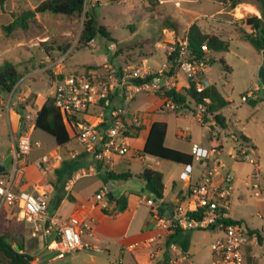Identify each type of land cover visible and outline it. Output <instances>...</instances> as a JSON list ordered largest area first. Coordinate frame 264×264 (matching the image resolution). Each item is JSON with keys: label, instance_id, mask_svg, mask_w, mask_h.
<instances>
[{"label": "rangeland", "instance_id": "rangeland-1", "mask_svg": "<svg viewBox=\"0 0 264 264\" xmlns=\"http://www.w3.org/2000/svg\"><path fill=\"white\" fill-rule=\"evenodd\" d=\"M255 1L259 10L264 8V0ZM35 6L36 4H26L21 7L7 3L6 14L0 17V66L10 62L22 74L14 87L16 93L12 101L15 103L20 95L23 98V102H18L20 106L27 104L34 110L50 96L56 80L53 64L67 50L62 70L65 74L82 71L88 66H99L105 59L118 67L126 57L133 62L144 57L150 68L157 71L167 62L170 51L186 37L188 28L193 23H197L205 33L229 41L227 52L214 55L216 62L207 70L205 78L210 85L217 86L230 102L222 110L228 129L233 133L249 136L254 144H251V158L261 169V193L254 197L245 185L252 170L251 165L235 163L225 155L222 157L236 176L232 217L242 220L243 226L248 230H264V102L261 101L264 87L259 77L263 55L250 43L242 40L240 34L241 30L252 33L244 24L245 19L253 14L250 8L238 5L237 9H231L227 0H88L85 10L98 25L106 27L110 39L98 35L93 46L79 45L85 12L79 17L41 14L28 31L18 29L11 34L4 32L3 27L11 21L8 15L12 9ZM168 17L179 24L178 33L162 27L164 19ZM256 86L260 87L259 91H254ZM250 91H254L255 98L243 101L242 98ZM11 92L0 88V162L8 170L12 167L14 157L12 127L7 110ZM251 100H256V103L251 104ZM157 102L152 96L141 95L130 108L144 111ZM192 110L193 102L190 109L155 114V117L162 115L169 121L167 144L189 148V142H197L208 146L209 130L192 118ZM176 132L185 133L188 137L180 140L176 137ZM31 139L41 143V149H33L30 156L32 161L56 147L54 138L37 128L32 132ZM67 147L82 149V145L76 140L71 141ZM99 184L101 185L98 176H85L79 180L77 187L91 195ZM116 193L119 194L120 190ZM52 195L54 197L55 192ZM52 208L54 203L51 204ZM207 232L214 233L215 230ZM0 237H4L13 249L22 248L24 254L33 258L32 264H76L74 257L77 253L63 259H54L57 253L48 248L52 239L47 240L42 229H35L34 223L19 221L12 211L4 208L0 209ZM82 256L85 257V254Z\"/></svg>", "mask_w": 264, "mask_h": 264}, {"label": "built area", "instance_id": "built-area-1", "mask_svg": "<svg viewBox=\"0 0 264 264\" xmlns=\"http://www.w3.org/2000/svg\"><path fill=\"white\" fill-rule=\"evenodd\" d=\"M94 40L89 42L94 45ZM202 49L208 52L206 45ZM68 52V51H67ZM53 64L56 76L51 97L55 107L63 117V122L70 132L71 138L82 145V151L71 150L66 156L57 152L43 154L34 161L30 156L34 148L40 149L38 141H32L31 135L12 133L14 157L10 170L0 173V209L13 212L19 221L34 223L35 229H42L47 240L48 248L57 253L54 259H63L67 255L83 249H89L90 244L83 241L84 234L94 235L90 222L81 221L77 217L48 218L50 202L49 193L53 189L48 180L64 158L76 159L80 153H88L86 161L90 165L73 173L66 186L80 178L99 173L115 172L113 160L117 156L128 155L132 152L130 141L143 126L141 114L130 108V104L140 95H156L162 99L161 110L174 112L179 105L175 102L172 91L184 92L194 82L197 92H203L210 84L205 78L211 63L206 59H198L189 49L186 37L180 40L170 51L167 63L157 73H152L146 63L121 64L114 66L109 60L104 63L105 72L98 73L93 69H83L72 74L63 73L66 53ZM176 52L174 61L169 56ZM59 69V71H56ZM254 91H259L258 87ZM250 91L242 98H255ZM16 93L14 88L7 103V110H16L19 103H13ZM117 98L124 101L123 105L116 104ZM19 102V101H18ZM209 99L196 103L192 111L194 118L202 125L211 124L207 120L209 114L207 105ZM26 120H33L27 114ZM214 120V118H213ZM212 120V121H213ZM211 136L218 141L223 127L216 123L210 125ZM230 148L226 156L236 163H248L252 170L247 187L254 197L261 193L260 165L251 158V144L242 134L230 133ZM225 153L219 143L207 148L193 144L190 155L192 163L184 165L180 178L189 182L185 195L175 205L171 216L161 212L160 200L149 197L145 203L150 209L155 235L142 243L141 247L150 248L153 244L173 235L176 231L215 230L222 231V236L211 243V264H245L244 247L251 241L259 242L243 224L229 222L232 198L235 192L236 176L229 170L222 157ZM197 163L202 175L190 184L191 175ZM34 166L39 172V180L33 186V191L22 188L26 169ZM104 187L95 196L96 204L101 210H109L108 193ZM264 245V230L262 231ZM171 251H178L172 243ZM170 264H194L191 256L184 250H179L171 259Z\"/></svg>", "mask_w": 264, "mask_h": 264}, {"label": "crops", "instance_id": "crops-1", "mask_svg": "<svg viewBox=\"0 0 264 264\" xmlns=\"http://www.w3.org/2000/svg\"><path fill=\"white\" fill-rule=\"evenodd\" d=\"M43 1L45 0H7L5 3V10L3 11L0 7V17L5 16L6 14L4 12H6L7 3L19 5L22 7L26 4L37 5L42 3ZM239 5L245 6V8H250V11L253 13L252 15L261 17L257 2L255 0H243V2ZM15 10L20 9L14 8L9 12L8 17L11 19L10 23L13 21L11 12ZM106 60L108 59H105V61L99 66H90L92 67L91 69L95 70L98 73H104L106 71L104 68V63L106 62ZM131 63H146L152 73H157L167 62L163 63L161 68H159L157 71H153L150 68L148 60L144 57L141 58V60L138 62L127 60L126 57L124 58V61L120 63V65ZM256 87H258L260 90L259 86ZM51 94L49 97H51ZM145 96H152L158 102L155 105L148 107L144 111H141L138 108H132L134 111H137L141 114L143 118V126L130 141L132 152L128 155L117 156L113 160L115 173H129L132 175V178L126 181H111L106 183L103 179L102 173L93 175L100 178L101 185L99 184V187L95 190L94 194L90 195L87 194L83 188L77 187L79 180L84 178V176L74 183H71L67 186L65 185L64 198L58 202H56L55 200L57 194L52 185L53 189L49 193L50 202L47 217L49 219H65L69 217H77L81 221L90 222L94 230L93 236H88L86 234L82 236L83 241L90 244L91 247L89 249H83L76 252L77 254L74 257V261L76 264H170L171 259L175 256V254L179 252V250L186 251L191 256L194 264H211V243L217 238L221 237L223 234L222 231L218 229H215L214 233L207 232V230L179 231V235L176 241H170V236H168L167 238L159 241L158 245L153 244L150 248L140 246L142 243L148 241L155 235L153 219L150 216V209L145 203V201L152 196L145 191V182L139 178L144 169L150 168L163 174L165 189L163 199L160 200V203L164 210H167L172 203H175L176 205L178 201L185 195L186 189L189 185V182L183 181L180 178V175L184 169V165L146 155L143 153V149L149 135L150 127L155 121H162L167 123L165 145L187 154H190L193 144H200L204 147L211 148L221 143L225 151L223 156H226V152L231 145L229 134L233 132L229 131L226 121V127H223L224 131L220 134L218 141H216L211 136L210 128L212 127L210 125L214 123V120L213 116L210 115L209 118L207 117V120L210 121L211 124L204 125L208 128L210 134L208 146L197 142H189V148H181L177 146V144H167L169 121L167 120V118H165V116L162 115L155 117V114H162L164 112L163 110H161V107L159 108L160 103L162 104V99L156 95ZM137 98L130 104L131 107L132 104L137 100ZM19 100L20 102H23V98L20 95L17 96V101L15 102V104L18 103ZM45 100L36 110H34L35 108L28 106L27 104H24V106L26 107L24 110H20V104L16 106L18 107V109L8 110V115L12 127L11 134H20L21 132V128L19 126L21 117L19 113H21L24 120L25 132L31 135L32 132L36 129L35 123L37 111L44 104ZM115 103L123 105L124 101L121 98H117ZM191 103H189V105H191ZM193 104L195 108L196 103L193 102ZM183 109H190V107L187 108L185 106V108ZM180 110H176L174 112H179ZM27 114H31L33 120H26L25 117ZM185 117H188V115H185ZM192 118L196 120L193 115ZM243 135L250 139L248 135ZM176 137L182 140L183 138H186L188 136L185 133L176 132ZM73 140L75 139L72 138L71 141ZM69 143L64 146H58L56 144V147L51 149L48 153L57 152L62 156H66L68 151L71 150L82 151V149L79 150L76 148H68L67 146L69 145ZM251 144L254 145L252 143V140ZM12 152L14 156V144ZM90 164V159H88V162L84 167H87ZM193 167L194 170L191 175L190 184L196 182L202 175L201 168L197 163H193ZM5 169H7L6 166ZM250 173L248 174L246 178L247 180L245 181L246 186L248 184ZM54 178V173H50L48 176V180L51 184ZM38 180L39 172L37 168L34 166H29L26 169V176L22 188L28 191H33V185L37 183ZM104 187H108L113 193L114 197L124 199L127 206L125 211L116 212V203H110L109 210L107 211H103L100 209V207L96 204L95 196ZM118 190H120L119 194L116 193V191ZM54 192L55 196L53 197L52 194H54ZM52 203H54V208L51 209ZM231 212L232 204L230 209V217L233 220H239L233 218ZM172 243H174L178 247V251L170 250L169 245ZM183 244L186 246V248L183 247ZM83 254H85V257L82 256ZM244 254L245 264H264V245L262 243L251 240L244 247Z\"/></svg>", "mask_w": 264, "mask_h": 264}, {"label": "trees", "instance_id": "trees-1", "mask_svg": "<svg viewBox=\"0 0 264 264\" xmlns=\"http://www.w3.org/2000/svg\"><path fill=\"white\" fill-rule=\"evenodd\" d=\"M7 0H0V7L4 11ZM118 2L120 0H112ZM229 7L235 9L243 0H227ZM88 0H45L35 7L25 8L23 10H15L11 12L13 21L5 25L3 30L6 34H11L15 30L21 29L28 31L31 24L36 20L38 15L51 13L54 15H63L70 17H79L84 12L86 18L83 23V29L79 38V45H89L91 40H94L98 35H102L110 39L106 27L97 24L93 17H90L85 10ZM261 17L256 15L248 16L244 24L248 26L252 33L241 30V39L250 43L255 50L260 53L264 51V8L260 9ZM162 27L164 29H172L175 33L179 31V24L171 18H166L163 21ZM189 42V49L198 59H206L211 63L216 62L214 55L217 53L227 52L229 50V41L222 40L216 35L205 33L202 28L193 23L186 35ZM45 44V42H44ZM206 45L208 52H205L202 47ZM68 51V50H67ZM176 52L169 56V61H174ZM131 60V58H127ZM222 63L224 64L223 60ZM88 66L85 69H91ZM230 70L229 68H227ZM66 74L62 73L58 78H63ZM22 74L15 70V66L10 62H5L0 66V88L10 92L16 87ZM56 79V78H55ZM168 95L174 97L175 102L179 105L177 110L190 107L189 103L204 102V99H209L210 103L207 105V112L213 116L216 123L222 127H226V118L221 111L226 108L230 102L222 95L220 90L215 85H209L203 92L199 93L195 89L194 82L184 92L172 91ZM190 100V101H189ZM189 101V102H188ZM251 104H255L256 100H251ZM24 105L20 106V110H24ZM20 114L19 126L21 128L20 134L25 133V126L22 114ZM35 127L52 136L58 146H64L71 141V135L66 125L63 122V117L59 110L55 107L52 97H47L44 104L37 111ZM23 128V129H22ZM167 133V123L162 121H155L149 131L147 141L144 145L143 153L160 159L169 160L171 162L186 165L192 163V156L190 154L181 152L177 149L170 148L165 145V137ZM243 138L251 144V140L242 134ZM88 153L82 152L76 159L64 158L61 165L55 169V178L52 185L56 192V202L64 198V189L67 181L71 178L73 173L87 164ZM103 179L106 183L111 181H126L132 178L129 173L117 174L115 172L104 173ZM145 182V191L151 195L155 200H162L164 194L163 174L159 171L146 168L139 176ZM110 203H116V212L125 211L127 206L122 198L113 196ZM231 223L243 224V221L229 219ZM252 235H256L259 242H262V231L257 229L249 230ZM179 231H176L170 236V241H176ZM182 245V244H181ZM183 247L186 246L183 244ZM0 262L4 264H32L33 258L23 253V249H13L5 240L0 237Z\"/></svg>", "mask_w": 264, "mask_h": 264}, {"label": "water", "instance_id": "water-1", "mask_svg": "<svg viewBox=\"0 0 264 264\" xmlns=\"http://www.w3.org/2000/svg\"><path fill=\"white\" fill-rule=\"evenodd\" d=\"M262 55H263V63H262L260 70H259V77H260L261 82H262L263 87H264V51L262 52ZM261 101L264 102V94L261 98ZM4 170H5L4 163H0V173L3 172ZM112 198H113V193L110 190L108 193V199L111 200ZM174 208H175V203H172V204H170V206L168 207L167 210H164L163 208H161V212L170 217Z\"/></svg>", "mask_w": 264, "mask_h": 264}]
</instances>
